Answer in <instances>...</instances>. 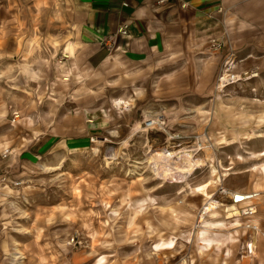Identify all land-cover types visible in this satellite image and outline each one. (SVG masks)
Masks as SVG:
<instances>
[{"label": "rangeland", "instance_id": "1", "mask_svg": "<svg viewBox=\"0 0 264 264\" xmlns=\"http://www.w3.org/2000/svg\"><path fill=\"white\" fill-rule=\"evenodd\" d=\"M67 11L0 0V264H264L214 195L264 160V49L72 69Z\"/></svg>", "mask_w": 264, "mask_h": 264}, {"label": "crops", "instance_id": "2", "mask_svg": "<svg viewBox=\"0 0 264 264\" xmlns=\"http://www.w3.org/2000/svg\"><path fill=\"white\" fill-rule=\"evenodd\" d=\"M66 5L73 37L64 51L72 69H99L116 59L137 64L168 49H264V0H66ZM212 40L223 46L213 47ZM209 83L202 76L198 85ZM88 130L84 125L77 135L84 139ZM60 135L51 133L53 146ZM250 170L258 175L253 184L233 190L261 192L253 219L264 229V160ZM252 237L264 247L259 236Z\"/></svg>", "mask_w": 264, "mask_h": 264}, {"label": "built area", "instance_id": "3", "mask_svg": "<svg viewBox=\"0 0 264 264\" xmlns=\"http://www.w3.org/2000/svg\"><path fill=\"white\" fill-rule=\"evenodd\" d=\"M126 5V3H123ZM120 32L123 34H126L125 27L120 29ZM213 47L218 48L221 43L212 40ZM156 120L151 119H145L144 125L146 127L157 125ZM240 194V195H239ZM214 195H218L221 197V199L217 200V207L225 205V202H230V204L236 205L238 209V215L236 217L239 218H245V221L243 222V228L246 230L245 232L249 234V236L256 235L259 236L262 239V242H264V229H262L259 225V223L253 219V215L257 214V205L255 204V200L258 199L259 191H239V190H233L231 188H228L224 186L221 183L218 184L216 191L214 192ZM205 211V206L202 207V210L200 211L199 218L202 217V215L208 214V212ZM246 247L248 249L249 253H252L254 247H252V242H249L246 244Z\"/></svg>", "mask_w": 264, "mask_h": 264}, {"label": "bare ground", "instance_id": "4", "mask_svg": "<svg viewBox=\"0 0 264 264\" xmlns=\"http://www.w3.org/2000/svg\"><path fill=\"white\" fill-rule=\"evenodd\" d=\"M254 75H256V74H253L252 76H254ZM120 104V103H119ZM260 155H262V156H264V151H262V152H260ZM187 156H188V153H187ZM186 157V156H185ZM189 158V157H188ZM185 159H187V158H185ZM187 162V161H186ZM183 163V162H182ZM186 165V164H185ZM183 166V165H182ZM181 166V167H182ZM185 167V166H184ZM179 171H180V169H178ZM188 171V170H187ZM186 172V171H185ZM260 194H261V192L259 191V196H258V199H259V197H260ZM240 195V194H239ZM205 212H208L211 216H214V214H217V212L215 211V210H207V211H205ZM201 219H202V224L203 223H208L207 221H206V217H204V215H202V217H201ZM202 224H201V226H202ZM203 232H206L204 229H202L201 230V233H203Z\"/></svg>", "mask_w": 264, "mask_h": 264}]
</instances>
